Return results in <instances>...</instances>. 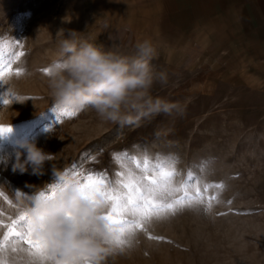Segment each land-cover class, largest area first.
I'll return each instance as SVG.
<instances>
[{
  "label": "rangeland",
  "instance_id": "1",
  "mask_svg": "<svg viewBox=\"0 0 264 264\" xmlns=\"http://www.w3.org/2000/svg\"><path fill=\"white\" fill-rule=\"evenodd\" d=\"M155 1L0 0V70L11 61L0 77V127L11 128L0 135V221L19 217V199L50 183L52 166L82 182L92 175L114 186L122 165L140 174L145 155L151 165L159 154L174 162L173 185L184 186L173 198L187 192L193 202L151 219L107 264H264V85L254 70L235 69L231 55L207 53L191 31L176 30V12ZM68 29L78 40L129 56L150 40L151 63L167 74L151 95L179 102L183 114L123 129L92 110L58 118L44 69ZM25 140L53 154L43 175L13 172ZM5 231L0 225V241Z\"/></svg>",
  "mask_w": 264,
  "mask_h": 264
},
{
  "label": "clouds",
  "instance_id": "2",
  "mask_svg": "<svg viewBox=\"0 0 264 264\" xmlns=\"http://www.w3.org/2000/svg\"><path fill=\"white\" fill-rule=\"evenodd\" d=\"M63 35L57 58L45 68L56 114L76 116L92 110L101 120L121 129L161 114H183L179 102L151 95L154 83H167V74L154 69L151 60L156 49L150 40L139 42L135 54L129 56L78 40L77 32L71 29L63 30ZM19 149L13 172L24 174L31 169L33 175H43L45 162L51 161L53 154L27 140L19 143ZM51 172L50 183L37 187L27 200L19 199L21 211L30 218L34 238L46 244L48 254L62 264H107L109 257L123 253L124 248L105 243L112 240L115 226L106 218L110 201L103 191L90 190L68 171L52 166Z\"/></svg>",
  "mask_w": 264,
  "mask_h": 264
},
{
  "label": "snow or ice",
  "instance_id": "3",
  "mask_svg": "<svg viewBox=\"0 0 264 264\" xmlns=\"http://www.w3.org/2000/svg\"><path fill=\"white\" fill-rule=\"evenodd\" d=\"M23 55L24 53L20 52L13 58L19 59ZM10 63V60L3 61L0 77L11 71ZM20 71L17 69L16 74L19 75ZM44 72L46 73V69ZM63 116L73 117L75 114L64 112L59 114L58 118ZM10 131V127H0V135ZM127 156L128 154L124 153L117 158L122 159ZM134 162L137 169H140L139 162ZM122 166L125 170L119 173V176L123 179L118 180L114 186L106 185L104 178H96L92 175H88L85 182L90 190H102L110 201L106 218L115 227L111 229L112 240L105 243H111L117 248L130 245L132 237L138 230L144 229L151 219L174 214L178 208L190 206L193 202V197L188 196L187 192L181 198H173L175 193L184 190V186L175 187L172 183L175 170L174 162L170 157H162L158 154L155 163L150 165L149 158L145 155L140 174H135L126 165ZM191 178L189 174V179ZM216 187H222V185H216ZM51 191L54 193L55 189ZM195 199H200L199 190ZM0 225L6 229L0 241V256L5 257L2 264H62L48 254L46 244L34 238L33 227L26 212L22 211L10 224H3L0 221ZM9 252L13 254L10 260L7 258Z\"/></svg>",
  "mask_w": 264,
  "mask_h": 264
},
{
  "label": "crops",
  "instance_id": "4",
  "mask_svg": "<svg viewBox=\"0 0 264 264\" xmlns=\"http://www.w3.org/2000/svg\"><path fill=\"white\" fill-rule=\"evenodd\" d=\"M154 3L173 8L178 22L176 30L191 31L199 46L208 47L207 53L231 55L235 69L254 70L253 76L264 85V0Z\"/></svg>",
  "mask_w": 264,
  "mask_h": 264
}]
</instances>
